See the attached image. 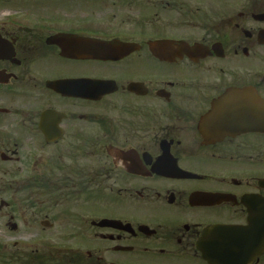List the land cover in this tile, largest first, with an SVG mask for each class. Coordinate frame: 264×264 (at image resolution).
Listing matches in <instances>:
<instances>
[{"label": "flooded vegetation", "instance_id": "flooded-vegetation-1", "mask_svg": "<svg viewBox=\"0 0 264 264\" xmlns=\"http://www.w3.org/2000/svg\"><path fill=\"white\" fill-rule=\"evenodd\" d=\"M0 264H264V0H0Z\"/></svg>", "mask_w": 264, "mask_h": 264}, {"label": "water", "instance_id": "water-1", "mask_svg": "<svg viewBox=\"0 0 264 264\" xmlns=\"http://www.w3.org/2000/svg\"><path fill=\"white\" fill-rule=\"evenodd\" d=\"M217 231V235L221 237H228L229 235L233 234L234 236L238 235V230L229 227H217L214 228V232ZM210 234V231H208Z\"/></svg>", "mask_w": 264, "mask_h": 264}]
</instances>
